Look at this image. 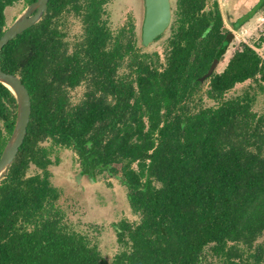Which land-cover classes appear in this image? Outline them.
Returning a JSON list of instances; mask_svg holds the SVG:
<instances>
[{"label": "trees", "instance_id": "trees-1", "mask_svg": "<svg viewBox=\"0 0 264 264\" xmlns=\"http://www.w3.org/2000/svg\"><path fill=\"white\" fill-rule=\"evenodd\" d=\"M33 1L0 0V36L4 9ZM107 1L48 0L41 19L0 49V68L20 78L31 101L26 135L0 180V264H264L258 45L241 43L217 72L234 39L217 0H175L161 58L137 46L131 22L111 32ZM70 15L82 25L72 42ZM203 88L212 105L196 98ZM15 108L0 83V154ZM63 148L82 175L117 178L139 214L118 223L111 260L64 222L51 181L52 155Z\"/></svg>", "mask_w": 264, "mask_h": 264}, {"label": "rangeland", "instance_id": "rangeland-1", "mask_svg": "<svg viewBox=\"0 0 264 264\" xmlns=\"http://www.w3.org/2000/svg\"><path fill=\"white\" fill-rule=\"evenodd\" d=\"M174 1L171 0V3ZM26 5L20 2L4 9L6 27L12 23ZM142 6L143 0H108L103 6L106 12L103 15V20L106 19L105 22L113 34H116L123 26L128 28V23L131 22L136 34L135 42L137 46H140ZM221 10H223L222 7ZM66 25L67 39L71 42L75 41L76 38L78 39L82 32L80 20L70 15L67 18ZM166 35L167 33L160 39L150 43L144 50L147 52L156 51L163 58L162 46ZM236 44L238 43L231 45L234 47ZM228 49L226 57L223 56V60L220 61L221 64L219 63L216 67L217 72L221 70L225 63L224 60L233 53L235 47L231 48L229 46ZM248 83L249 81L237 84L227 94L240 93ZM204 88L195 96L196 98L201 97L203 104L212 105L213 101L206 98ZM84 89L85 86L81 85L71 91L72 103L78 101ZM253 109L258 112H264V90H257L253 101ZM56 154L59 161L56 165L51 166V181L60 192L57 204L65 213V224L69 229L85 235L92 244L97 246L103 256L111 260L120 248L115 231L118 223L123 219L130 222L139 220V214L133 211L127 199L126 186L120 183L117 178L105 175H97L94 179L87 175H82L80 181L77 182L74 177L80 170L76 159L77 155L72 150L64 148L57 150L52 157L56 156ZM34 169L31 166L29 174H32Z\"/></svg>", "mask_w": 264, "mask_h": 264}, {"label": "water", "instance_id": "water-1", "mask_svg": "<svg viewBox=\"0 0 264 264\" xmlns=\"http://www.w3.org/2000/svg\"><path fill=\"white\" fill-rule=\"evenodd\" d=\"M144 17L141 24L140 39L143 44H148L155 37L163 33L171 20L170 0H143ZM48 0H35L15 17L12 23L6 27L0 36V49L9 40L20 34L25 29L37 23L46 10ZM0 83L6 86L15 99V119L12 131L0 154V180L6 174L20 145L26 135V129L31 112V101L28 90L20 78L0 68ZM82 174L75 176L80 181Z\"/></svg>", "mask_w": 264, "mask_h": 264}, {"label": "crops", "instance_id": "crops-1", "mask_svg": "<svg viewBox=\"0 0 264 264\" xmlns=\"http://www.w3.org/2000/svg\"><path fill=\"white\" fill-rule=\"evenodd\" d=\"M217 2L225 26L234 34L231 44L238 43L234 46L235 49L239 48L241 43L252 47L257 44L258 46L254 47L255 50L264 57V0H217ZM231 44L229 46L234 48ZM231 55L232 53L229 57ZM229 57L225 58L220 71L225 67Z\"/></svg>", "mask_w": 264, "mask_h": 264}, {"label": "flooded vegetation", "instance_id": "flooded-vegetation-1", "mask_svg": "<svg viewBox=\"0 0 264 264\" xmlns=\"http://www.w3.org/2000/svg\"><path fill=\"white\" fill-rule=\"evenodd\" d=\"M170 2H171V0H170ZM175 2V1H174ZM174 2L173 3H171V20H170V24H171V21H172V12H173V6H174ZM142 8H143V15H142V20H143V17H144V1H143V6H142ZM142 24V23H141ZM170 24H169V26H170ZM169 26L165 29V31H163V33H161L160 35H164L165 33H167L168 32V28H169ZM133 29H134V27H133ZM135 32V31H134ZM140 33H141V26H140ZM136 35V34H135ZM159 36V35H158ZM163 37V36H162ZM156 38V37H155ZM155 38L153 39V41H155ZM152 41V42H153ZM152 42H150V43H152ZM142 42H141V39H140V44H141ZM150 43H148V44H146V47L150 44ZM143 44V43H142ZM78 174H79V171H78ZM75 177V176H74Z\"/></svg>", "mask_w": 264, "mask_h": 264}]
</instances>
